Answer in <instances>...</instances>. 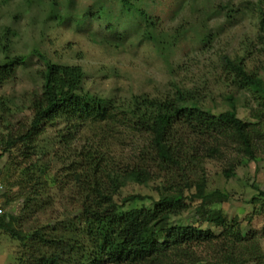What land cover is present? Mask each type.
<instances>
[{"label":"rangeland","instance_id":"374dc122","mask_svg":"<svg viewBox=\"0 0 264 264\" xmlns=\"http://www.w3.org/2000/svg\"><path fill=\"white\" fill-rule=\"evenodd\" d=\"M55 2L0 0V35L9 28L12 54L27 57L25 66L0 87L6 102L0 112V214H12L17 219L14 225L23 232L36 224L79 214L69 190L60 191L53 180L62 166L54 155L62 151L53 141L57 126L46 128L31 157H25L18 147L4 150L5 138L24 132L32 118L31 97L39 92L44 67L36 51L52 62L81 66L82 89L105 97L173 96L178 85L197 91L203 106L217 113L229 109L227 97L232 96L237 116L250 124L254 156L236 165L234 176L225 177L224 168L235 165L243 155L235 139L228 137L222 141L221 155L202 162V171L191 179L203 174L205 192L219 189L227 194L214 208L221 209L239 231L240 242L234 248L247 259L240 257L241 264H264V102L249 90L237 91L222 63L224 56L243 58L246 70L264 79V43L257 37L255 13L258 6L264 7V0H142L138 6L152 18L153 29L137 13L124 10L119 0ZM203 32L210 34L205 45L200 42ZM156 35L159 39L154 41ZM120 152L127 154L128 148L112 149L117 161ZM158 183L128 184L123 194L157 198ZM31 189L47 205L41 212L31 209L25 215L22 208ZM150 201L148 197L135 205ZM186 204V211L173 222L198 224V201ZM217 214L214 211L212 216ZM200 224L215 235L223 231L209 222ZM193 249L203 264L213 263L215 253L208 244ZM23 251L20 240L0 229V264H19Z\"/></svg>","mask_w":264,"mask_h":264},{"label":"trees","instance_id":"16d2710c","mask_svg":"<svg viewBox=\"0 0 264 264\" xmlns=\"http://www.w3.org/2000/svg\"><path fill=\"white\" fill-rule=\"evenodd\" d=\"M119 1L128 13H137L148 28L149 24L155 28L152 18L138 6L142 0ZM255 13L257 37L264 43V7L258 6ZM8 30L0 35V87L25 66L27 58L12 54ZM209 40L210 34L203 32L200 42L205 45ZM35 54L44 67L39 92L31 97L32 118L24 132L5 138L4 150L18 147L25 157H31L46 128L57 126L53 141L62 151L54 155L62 166L53 180L60 191L69 190L79 214L36 224L23 232L14 225L17 219L12 214L1 213L0 229L24 247L19 264H203L193 249L201 244H208L215 253L209 264L247 261L234 248L240 242L239 231L221 209L214 208L227 194L219 189L205 192L203 174L191 179L202 171V162L221 155L222 141L228 137L235 139L243 155L235 165L224 168L225 177L234 176L235 166L254 156L250 124L237 116L232 96L227 97L229 109L217 113L203 106L197 91L178 85L173 96L105 97L82 89L81 66L55 63ZM222 63L237 91L249 90L264 102V79L247 71L243 58L224 56ZM4 100L0 96V112L6 106ZM258 111L252 113L254 117ZM125 147L128 153L120 152L117 161L112 149ZM153 181H159L157 198L123 194L128 184L148 186ZM32 191L24 200L25 215L31 209L41 212L47 205L43 196ZM148 197L149 204L135 205ZM186 201H198V224L173 222L188 208ZM214 211L218 214L213 217ZM202 222L223 231L215 235L202 229Z\"/></svg>","mask_w":264,"mask_h":264}]
</instances>
